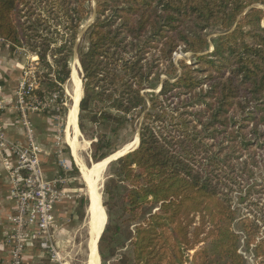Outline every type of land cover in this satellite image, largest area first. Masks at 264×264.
I'll return each instance as SVG.
<instances>
[{
	"label": "trees",
	"instance_id": "16d2710c",
	"mask_svg": "<svg viewBox=\"0 0 264 264\" xmlns=\"http://www.w3.org/2000/svg\"><path fill=\"white\" fill-rule=\"evenodd\" d=\"M91 14L78 128L85 132L87 115L93 161L116 152L113 138L145 106L142 91L166 76L150 95L138 147L108 166L100 263L127 249L116 264H246L243 236L264 264V233L237 220L232 203V186L246 197L264 184V0H0V38L46 71L36 73L33 96L58 93L64 104L73 47ZM208 30L220 31L211 52ZM178 50L194 63L175 65Z\"/></svg>",
	"mask_w": 264,
	"mask_h": 264
},
{
	"label": "built area",
	"instance_id": "2783aa9c",
	"mask_svg": "<svg viewBox=\"0 0 264 264\" xmlns=\"http://www.w3.org/2000/svg\"><path fill=\"white\" fill-rule=\"evenodd\" d=\"M5 45L8 43L0 38V49ZM36 62L34 56L30 58L15 93V105L22 115L27 145L22 146L10 141L0 132V163L10 181L12 198L15 202L14 212L9 218L10 230L4 236V243L10 250L9 259L0 261V264H21L27 242L34 243L39 250L45 252L51 263L68 264L54 239L56 228L54 209L67 196L64 189L67 183L64 172H67V167L62 160L61 134L57 130L54 147L55 158L62 172L46 180L41 162L44 150L35 143L31 124L26 117V113L30 111L54 113L58 119H61L60 111L63 104L59 103L58 93L41 98L32 95L38 87Z\"/></svg>",
	"mask_w": 264,
	"mask_h": 264
},
{
	"label": "crops",
	"instance_id": "0c3cea01",
	"mask_svg": "<svg viewBox=\"0 0 264 264\" xmlns=\"http://www.w3.org/2000/svg\"><path fill=\"white\" fill-rule=\"evenodd\" d=\"M3 47L0 49V132H2L8 140L26 146L27 135L22 124V115L16 109L15 93L22 79V73L28 60L21 56L22 54L20 51L10 53L7 49L8 45ZM26 117L31 124L35 143L44 150L41 156L43 176L46 180H50L58 173L62 172L55 158L54 147V140L57 130L59 129L60 119H58L54 113H34L30 111L26 113ZM65 126L66 123H64V127ZM62 146V160L67 167V172H64L67 178V183L64 187L67 196L63 201L58 203L54 209V217L56 220L54 239L66 262L71 264V251L74 248L73 238L75 233L79 231L80 225L78 224L80 222L77 219L76 212L80 196L78 193L77 181L71 174L72 164L74 167L76 166L77 171H79V169L73 161L68 145L66 144L67 147L64 145ZM65 150L69 151L70 161L69 158H67ZM14 208L15 202L12 198L10 181L0 163V261H7L9 259L10 250L4 243V236L10 230L11 223L9 218L14 212ZM85 208L86 205L84 206V220ZM82 227L86 228L84 224ZM21 264L54 263H51L46 257L45 252L39 250L34 243L27 242L23 251Z\"/></svg>",
	"mask_w": 264,
	"mask_h": 264
},
{
	"label": "rangeland",
	"instance_id": "374dc122",
	"mask_svg": "<svg viewBox=\"0 0 264 264\" xmlns=\"http://www.w3.org/2000/svg\"><path fill=\"white\" fill-rule=\"evenodd\" d=\"M93 20H94V14H91L89 16L88 20L81 25L80 32L77 36L76 42H75L74 47H73V54H72V57L69 61L70 77H71L72 69H74L73 67H76L77 68L76 69L77 75L79 77V80L81 81V85H82V72H81V67H80V63H79V55H80L81 51L86 47V41L84 38L85 31L87 30L88 26L93 22ZM262 25L264 26V22L262 23ZM206 35H207V40L209 42V47H208L207 52H211L213 50V41L215 40V38L217 36L220 35V31L208 30L206 32ZM60 41L61 40L57 37L56 42L59 43ZM51 47L53 48L54 46L52 45ZM7 49L10 51L9 46ZM15 51H17V52L20 51V53L22 54L21 56L25 57L28 60L27 64L29 63L30 58L33 57V55L30 54L29 52H27V50H25L24 48L15 49L13 52H15ZM10 53H12V52L10 51ZM180 60H184L187 64L194 63V58H193L191 53H183L181 50H178L177 52H175L173 54V63L175 65H177ZM48 61L51 64V60L48 59ZM27 64H26V66H27ZM35 67H36L35 71L37 74L43 73V72L46 73V71H44L40 67V65L38 66V64H37ZM165 79H166V76L162 75L160 78V81H153L150 85H148L142 91V94L144 95V98H145V106L140 111L138 110L137 112H134L132 114L131 118L128 117L127 118L128 122L126 123L124 128H122L119 131V133L113 138L114 149H116V152L114 154L121 151L126 146H131V148L134 147L137 144L135 139H137V142H139V131H140L141 120H142L143 114L149 109L150 95H151V93H159L160 92L161 86H162V81ZM81 88H82V86H81ZM73 91H74V83H73V80L71 81L69 78L68 82H66V84L63 86L64 104L62 106L66 108V114H65V116L63 115L62 118L60 119L59 129H58L60 134H61L62 145H64L65 147H67L66 144L64 143L65 117H66L67 113L69 112V107H72V105H70L71 102H70V98L68 96V93L73 94ZM82 96H83V92H82ZM68 105H69V107H68ZM78 116H79V113H78ZM77 122H78V120H77ZM83 122L86 126V130H85V132L79 131V134H80L79 135V146L81 148L79 154H80V157H81L83 163L86 165V167H91V165L93 163H97V162L92 160L91 143L93 142V140L91 137L94 133H93L92 129L90 128L91 126L88 122V116L87 115H84ZM78 130H79V128H78ZM105 131L107 133H109V135H111L109 129H107V130L105 129ZM66 153H67V158H69V161H70L69 151H66ZM114 154H112V155H114ZM263 154H264V151H258V155H259L258 161L263 159ZM109 164L105 167L106 169L104 170L103 175H102L103 186H104V182L106 181L107 176H108ZM74 168L76 169V166ZM71 174H72V177L75 178V180L77 181V185H78V193H79L80 198L78 200L77 207H78V211H79V209H80V206H79L80 203L79 202L81 200H83L82 208H84V206L87 204L86 190H85V186H84L85 184H83V182L81 180L79 171H77V174H76L72 170ZM255 178L258 181H260V178H258V175H255ZM261 179H262V177H261ZM244 185H245V183L243 182L242 186H244ZM236 188H237V186H232V190L234 191L232 193V197H233L232 203H233V208L236 211L237 220L240 219L241 217H247L251 221H254V223H256L257 226L260 227V235H262L264 233V184L257 186L253 191L248 193V196H246V197H243L246 195L245 189H243L241 192H239V190H236ZM102 191H103V187L101 189V199H102ZM239 196H242L244 199L243 200L238 199ZM102 203H103V199H102ZM102 209H103V221L105 224L106 223V215H105L106 213H105V209L103 208V206H102ZM84 221H85L84 217H83V220L81 222L79 221L80 222V223H78V224H80L79 225V231L75 233V236L73 238L74 248L71 251V255H72L71 264H84L85 263L87 233L85 232L86 228L82 227L83 224L85 225ZM236 230H238L237 227H236ZM97 245H98V241H97ZM127 251H128L127 249H122V250L118 251V254H117L115 259L108 260V261L104 262L103 264H116L117 260L119 259V256L121 254L127 252ZM192 253H193V251L190 252V255ZM239 254L242 255L246 264H255V261L253 259L252 254H251V251H250V248L245 245V241H244L243 236L241 237L240 242H239Z\"/></svg>",
	"mask_w": 264,
	"mask_h": 264
},
{
	"label": "bare ground",
	"instance_id": "6f19581e",
	"mask_svg": "<svg viewBox=\"0 0 264 264\" xmlns=\"http://www.w3.org/2000/svg\"><path fill=\"white\" fill-rule=\"evenodd\" d=\"M71 72V81L74 83L73 94L68 93L72 107H69V112L66 115L64 127V142L68 145L73 161L77 165L80 171L81 179L86 186L87 196L90 199V209H89V242H88V262L87 264H100V258L98 254L97 241L100 236L99 233L103 229V209H102V199L100 195V188L98 186L102 182V176L105 167L110 160L115 159L122 153L127 152L131 146H126L121 151L108 158L93 163L91 167H86L80 157V146H79V130L77 122V110L78 102L82 96V88L79 77L77 75L76 67H73ZM70 104V105H71ZM137 143V139H135ZM86 232V230H85Z\"/></svg>",
	"mask_w": 264,
	"mask_h": 264
},
{
	"label": "water",
	"instance_id": "95a60500",
	"mask_svg": "<svg viewBox=\"0 0 264 264\" xmlns=\"http://www.w3.org/2000/svg\"><path fill=\"white\" fill-rule=\"evenodd\" d=\"M80 83H81V81H80ZM82 86V85H81ZM81 99H82V97L79 99V102H78V113H79V103H80V101H81ZM72 105V104H71ZM77 117H78V115H77ZM138 144H139V142H137V144L134 146V147H132V148H130L129 149V151H127V152H125V153H122L121 155H119L118 157H116L115 159H112V160H110L109 161V163L110 162H112V161H114V160H116V159H118L119 157H121V156H123V155H126L127 153H129V152H132L133 150H135L137 147H138ZM108 163V164H109ZM107 164V165H108ZM102 176V175H101ZM102 187H103V181L101 182V184L98 186V188H100V190L102 189ZM85 189H86V186H85ZM100 195H101V191H100ZM86 199H87V204H86V208H85V227H86V232H87V243H86V252H85V263L84 264H87V261H88V255H89V252H88V242H89V238H90V236H89V234H90V232H89V230H90V228H89V209H90V199L88 198V196H87V190H86ZM103 206V205H102ZM106 213V212H105ZM106 215V214H105ZM106 224H107V216H106V223L104 224V227H103V229H102V232L100 233V236H99V238H98V243H99V240H100V237H101V235H102V233H103V231H104V229H105V226H106ZM99 254V253H98Z\"/></svg>",
	"mask_w": 264,
	"mask_h": 264
}]
</instances>
